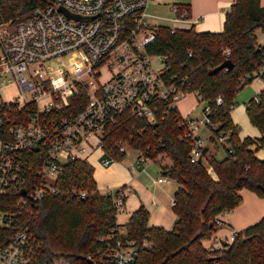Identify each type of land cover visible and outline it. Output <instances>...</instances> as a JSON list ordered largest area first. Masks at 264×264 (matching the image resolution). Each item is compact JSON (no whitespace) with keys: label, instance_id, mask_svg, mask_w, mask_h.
<instances>
[{"label":"built area","instance_id":"built-area-1","mask_svg":"<svg viewBox=\"0 0 264 264\" xmlns=\"http://www.w3.org/2000/svg\"><path fill=\"white\" fill-rule=\"evenodd\" d=\"M45 2L22 21L0 24V86L14 82L18 90L12 101H0V198L10 207H0V227L5 232L0 264H33L40 254L44 244L21 222L22 212L59 194L57 182L64 165L79 160L89 163V157L96 155L102 167H109L117 162L106 154L111 126L126 114L153 124L160 112L158 103L165 106L160 112L163 119L178 110L177 103L187 94L184 82L169 74L166 56L148 51L160 26L146 21L147 7L161 0ZM171 11L177 24H185L171 28L172 32L193 24L188 6L173 4ZM253 99L258 103V94ZM222 103V98L216 99L217 105ZM211 112L210 107L204 108L203 119L178 117L184 129L180 140L192 141L191 163L204 160L203 130L209 129L210 138L218 130L209 118ZM229 137L230 132H221L215 142L228 146ZM131 140L132 136L120 139L119 152L126 155L132 150L147 163L167 158L147 157L129 144ZM141 166L137 160L136 167ZM172 181L162 175L156 182ZM129 192L123 186L102 193L112 196L117 217L125 211ZM74 193L82 199L88 196L87 191ZM171 203L175 205L174 198ZM117 223L111 235L101 240L108 241L107 249L88 256L90 264H134L135 243L124 238L126 224ZM234 239L235 232L229 240L206 248L220 249Z\"/></svg>","mask_w":264,"mask_h":264},{"label":"trees","instance_id":"trees-1","mask_svg":"<svg viewBox=\"0 0 264 264\" xmlns=\"http://www.w3.org/2000/svg\"><path fill=\"white\" fill-rule=\"evenodd\" d=\"M45 4V0H0V24L22 21ZM257 30L264 31L262 0H235L221 32H198L194 25L172 32L160 26L148 47L151 54L166 56L169 74L184 82L186 93H196L205 108H211L209 118L218 130L210 141L215 143L221 132H230V137L225 158H209L212 175L203 163L190 162L192 141L179 138L184 129L179 126L178 110L162 119L165 106L158 103L155 123L126 114L108 129V156L122 161L125 154L116 143L132 136L129 144L147 157L163 155L171 161L162 175L179 185L171 230L150 226L144 206L125 225L124 238L133 241L138 252L134 264H264V216L236 232L234 241L220 249L209 251L203 244L219 230L216 220L241 204L242 190L264 199V159L257 157L264 150V90L258 94V103L252 98L246 106L259 138L240 139V128L231 117L238 93L257 75L264 79V46L257 42ZM226 60L232 62L231 69L211 73ZM217 98H222L221 105L216 104ZM140 131L143 134L138 135ZM209 150L203 149L204 158ZM93 174V166L82 160L64 165L57 182L59 194L22 212L21 222L44 244L33 264H90L89 255L107 249L108 241L101 240L119 226L117 210L112 196L100 193ZM74 191H87L88 196L82 199ZM5 202L0 198V207L10 208ZM4 234L0 227V242Z\"/></svg>","mask_w":264,"mask_h":264},{"label":"rangeland","instance_id":"rangeland-1","mask_svg":"<svg viewBox=\"0 0 264 264\" xmlns=\"http://www.w3.org/2000/svg\"><path fill=\"white\" fill-rule=\"evenodd\" d=\"M216 0H161L160 4L151 2L147 7V14L148 17L146 21L148 23H151L153 26H167L170 28H177L180 26H184L185 24H177L175 20V15L171 11L172 5L175 4H184L189 3L194 10H196L198 13L201 14V11H203L205 8H208L209 6H212V4L215 3ZM233 1V0H231ZM193 3H196L198 5V9L196 5L194 6ZM229 8V7H228ZM193 10V12H194ZM230 10V8L227 10V12ZM192 22H196V15L192 14ZM198 19H201L200 16ZM220 25L223 26V20L220 19L219 21ZM197 24V23H196ZM198 28V25H196ZM257 41L260 46H264V31L257 30L256 31ZM264 72V69H263ZM106 77L103 79L105 80ZM102 80V81H103ZM254 80L256 82H264V79H262L259 75H257ZM253 80V81H254ZM252 83V82H251ZM247 84L237 95L236 97V106L234 107L231 115L235 122L239 125L240 133L241 135H248V136H258V130L252 126L250 123L248 116L246 114V103L247 101L256 96V92L253 91L250 84ZM18 94V90L16 88V85L14 82H8L5 81L0 86V101L3 100H9L12 101ZM206 104L201 101V98L196 93H187L178 103L177 107L179 110V113L181 116L191 115L193 117H197L200 119L204 118L203 109L205 108ZM211 132L208 128H205L202 132V137L204 139L205 146H209L210 150L206 154L203 164L206 167V169L213 175L210 169L209 164V158L214 157L218 160H221L225 158L226 151L225 148H228L226 145L223 147L222 144H219L217 141L212 144L209 141ZM259 155H263V152H261ZM89 163L93 165L94 168V174L93 179L96 182L97 188L101 193L106 192L107 190H116L117 188H120L123 186V184L131 185L132 188L136 189L135 196L140 197L144 200L146 205H149L150 211H151V224L158 225L157 227H163L166 230H171L174 226L176 216L173 212V208L169 206L168 204H164V202H160V199L158 196L154 194L152 191V182L154 180H157L158 177H161L162 169L160 164L163 163L165 166L171 165V161L168 158H158L156 162L153 163H147L143 160L142 156L134 152L132 150H127V153L122 161H117L110 165L109 167H102L100 162L96 159V155H93L92 157H89ZM141 161L142 166L140 168L136 167V161ZM135 166L134 170L131 172L129 167ZM142 168L145 169V171L141 173H145L142 178L136 179V181H133L132 178H134L138 173L140 174V171ZM130 172V173H129ZM177 184V183H176ZM140 186L144 187L143 189L139 188ZM151 186V187H150ZM178 186V184H177ZM177 186L170 187V194L174 195V190L177 188ZM245 190V189H244ZM243 192V191H242ZM154 194V195H153ZM242 196V194H241ZM157 198V207L161 204L163 205V212L160 214L157 212V207L151 205L152 198ZM169 200V199H168ZM167 202V201H166ZM155 209H153V208ZM162 211V209H161ZM220 219H222V216H220ZM221 221V220H220ZM220 227V226H219ZM226 230H218L209 241H214L216 238L222 237V235L226 234ZM238 232V231H234ZM215 238V239H214ZM208 241V242H209Z\"/></svg>","mask_w":264,"mask_h":264},{"label":"crops","instance_id":"crops-1","mask_svg":"<svg viewBox=\"0 0 264 264\" xmlns=\"http://www.w3.org/2000/svg\"><path fill=\"white\" fill-rule=\"evenodd\" d=\"M234 1L235 0H233V1H231V0H216L215 3L212 4V6H209L208 8H205L203 11H201V14L198 13L196 10H194L189 3H184V4H179V5L188 6L190 8L191 15L192 14L196 15L197 20L192 25L195 26V29L198 32L218 33V32H221L223 30V26L220 25L219 21H220V19L223 20V25H224L227 10L231 7V5L234 3ZM193 4H194V6L196 5L197 7H195V8L198 9V5L196 3H193ZM262 4L264 5V0H262ZM193 10H194V12H193ZM199 16L201 19H198ZM196 25H198V28ZM250 86L252 87L253 91L256 92L255 93L256 95L264 90V82L259 83V82H256L254 80V81H252ZM254 97H252V98H254ZM252 98H250V99H252ZM248 101H247V103H248ZM247 103H246V106H247ZM231 117H232V115H231ZM232 120L236 125H238L235 122V120L233 119V117H232ZM239 136H240V139L243 140L246 137L259 138L261 135H260V133H258V136L252 137V136H248V135L247 136L241 135V133H240ZM261 152H263V155H259ZM257 157L259 159L263 160L264 159V150L258 151ZM131 166L129 167V169L131 168ZM130 171L132 172L131 169H130ZM141 172H143V171H140V174L138 173L134 178H132V180L136 181V179H138V178L141 179L142 176L145 175V173H141ZM160 173L162 175L161 171H160ZM156 181L157 180H154L152 182V187L150 186L152 188V191L154 192V194L156 196L159 197L161 203L164 202L165 206H166V204H168L169 206H171V208H173L171 202H172V199L174 198V195L172 196L169 192H170V187L175 186V185L177 186L176 182L172 181L170 184H167V183H158ZM123 186L125 188L129 189L130 192L127 194V197H126L125 211L123 212V214L121 216L117 217V221H119L120 224H124V225L127 224L129 222V219L132 216V214L135 211H137L141 206H144L149 211L150 218H151V211H150L149 205H146L144 200L141 199L140 197L135 196L136 189L132 188L131 185H127V184H123ZM178 187H179V185L174 190V192H173L174 194H175V191L178 189ZM139 188L143 189L144 187L140 186ZM242 191H241V194H242L241 204L239 206H237L236 208H234L233 210L224 212L221 215L222 219H220V220H221L222 224L220 225L219 229L221 231L226 230L227 231L226 234L222 235V237H220V238H216V239L214 238L215 239L214 241L213 240L209 241L210 239L204 241L203 244L205 247L208 245H216L217 246L219 241L229 240V238L234 233V231L240 232V231L246 229L247 227L257 223L258 221H260L261 218L264 216V199L258 197L256 194L252 193L249 190L245 189ZM150 203L153 207L154 206L157 207V203H158L157 198L156 197L154 199L152 198ZM163 205L161 204L160 206L157 207L158 210L156 213H158L160 211L159 213L161 214L163 212ZM153 207H151V208H153ZM153 209H155V208H153ZM161 209H162V211H161ZM150 218H149V225L157 227L158 225H153L150 223L151 222Z\"/></svg>","mask_w":264,"mask_h":264},{"label":"water","instance_id":"water-1","mask_svg":"<svg viewBox=\"0 0 264 264\" xmlns=\"http://www.w3.org/2000/svg\"><path fill=\"white\" fill-rule=\"evenodd\" d=\"M63 13H65L67 15L68 18L72 17L68 12H66L65 10H63L62 8L60 9ZM233 67V64L230 60H226L225 62H223L221 65H219L218 67H216L215 69L212 70L211 73H216L218 71L224 70V69H231ZM199 164L203 163L202 158H200L198 160Z\"/></svg>","mask_w":264,"mask_h":264}]
</instances>
